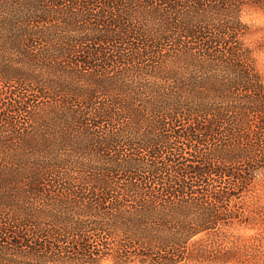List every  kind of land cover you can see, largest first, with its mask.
I'll use <instances>...</instances> for the list:
<instances>
[{"label":"trees","instance_id":"16d2710c","mask_svg":"<svg viewBox=\"0 0 264 264\" xmlns=\"http://www.w3.org/2000/svg\"><path fill=\"white\" fill-rule=\"evenodd\" d=\"M247 1L0 0V264L223 261L264 158Z\"/></svg>","mask_w":264,"mask_h":264},{"label":"rangeland","instance_id":"374dc122","mask_svg":"<svg viewBox=\"0 0 264 264\" xmlns=\"http://www.w3.org/2000/svg\"><path fill=\"white\" fill-rule=\"evenodd\" d=\"M237 5L236 12L243 23L240 41L251 57L250 68L256 72L264 87V0L258 6L250 1ZM5 89L4 84L0 82V90L5 91ZM259 115L254 114L251 117L253 125L257 123ZM248 164L245 165L247 169ZM250 165L254 166V179L249 190L244 192L240 199L249 209L246 216L247 222L234 223L223 233L202 235L204 241L208 239V248L211 253L223 260L217 264H264V158L263 161L256 164L251 162ZM100 264H115V262L112 257H108L102 259Z\"/></svg>","mask_w":264,"mask_h":264}]
</instances>
